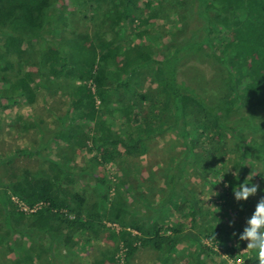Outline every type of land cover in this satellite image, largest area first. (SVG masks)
Instances as JSON below:
<instances>
[{"label": "trees", "instance_id": "obj_1", "mask_svg": "<svg viewBox=\"0 0 264 264\" xmlns=\"http://www.w3.org/2000/svg\"><path fill=\"white\" fill-rule=\"evenodd\" d=\"M175 1L0 0V109L21 100L30 108L40 100L48 107L51 121H56L53 127L43 126L37 116L43 123L38 126V143L0 154V249L7 246L16 253L13 264H32L30 251H39L41 241L42 250L53 252L67 249L83 233L95 239L103 235L101 240L108 244L92 264H120L115 257L120 249L129 264L141 248L163 254L180 246L186 237L199 252L211 254L210 247L201 244L203 236L218 242L229 255L244 251L241 264H258L255 252L245 247L247 241L237 240L239 233L220 236V228L225 227L222 222H218L220 228L197 235L186 234L182 224L186 217L195 221L202 213L194 194L199 186L196 180L211 185L227 201L232 185L242 179L233 180V168L242 173L243 165L253 158L264 164V121L255 122V115L248 113L264 108V0ZM129 15L131 21H138L131 38L146 39L141 47L125 45L115 32L128 26ZM152 21H162L171 30L175 27L177 33L170 32L171 38L162 44ZM83 24L99 31L89 32ZM128 35L126 31L123 37ZM201 52L217 63L219 73L222 70L221 89L210 101L202 94L201 84L200 92L182 76L184 62ZM62 95L66 101L58 110L44 103L54 98L57 103V96ZM62 105H66L64 112ZM240 113L233 123L227 122L229 115ZM31 127L21 124L18 132ZM247 129L252 137L243 138L239 131ZM166 132L176 133L185 151L180 159H169L167 172L160 178L150 173L144 180L150 190L161 186L163 196L156 203L158 194L148 199V189L145 196L136 195L133 175L131 183L122 164L123 158L139 155L145 143ZM257 134L261 136L258 141ZM230 138L237 142L228 148ZM77 156L85 159L86 171L74 168ZM20 157L35 159L36 168H10ZM116 158L123 167H119L122 173L113 188L122 195L130 194L132 188L130 198L138 201L132 210L126 199L110 196L111 180L99 175L100 167L117 166ZM230 166L228 174L224 173ZM84 176L96 184L93 201L84 188L72 187ZM254 179L258 191L264 189V171ZM13 197L40 208L27 215ZM221 207L231 210L236 219H246L255 206L247 199L244 204L224 202ZM164 212L169 214L167 219L180 212L181 222L176 219L169 226L166 218L158 220ZM103 218L119 224L120 230L99 231L105 229ZM128 227L138 235L132 240ZM28 236L32 238L25 242ZM0 264H5L1 258Z\"/></svg>", "mask_w": 264, "mask_h": 264}, {"label": "rangeland", "instance_id": "obj_2", "mask_svg": "<svg viewBox=\"0 0 264 264\" xmlns=\"http://www.w3.org/2000/svg\"><path fill=\"white\" fill-rule=\"evenodd\" d=\"M175 1V0H173ZM176 2V1H175ZM64 6H68L66 3H64ZM72 5H70L69 10H73ZM67 7H65V10ZM132 17L128 16L127 21V27L120 26L115 30L117 35L119 37H122L123 42L125 45H129L133 43L134 45H137L138 47L143 46V43L146 39L145 38H139V40L136 38V41H134L130 35L135 34L136 32V26L138 25V21H131ZM82 27L90 32L91 29L94 31H99V29L95 26H89L83 24ZM152 29L159 32V42L162 44H166L168 42V38H171L170 32L177 33V28H172L163 23L162 21L159 23H156L152 21ZM96 29V30H95ZM105 31L108 30L106 27L104 29ZM81 31V29H80ZM127 31L129 34L126 38L123 37L124 33ZM124 32V33H123ZM132 39V40H131ZM157 40V39H156ZM156 44V42L154 43ZM50 45V44H49ZM158 46V45H157ZM156 46V47H157ZM160 46V45H159ZM35 47V46H34ZM36 48V47H35ZM215 61L212 60L207 52H201L198 56H193L189 59H187L184 62L182 75L186 82L196 89H199L198 83L201 84L200 87L204 88V96L210 101V96L213 94L218 93V88L221 89L222 81L220 80L222 77V70L221 73L218 72V66H215ZM32 77L35 81H37V77L34 76L32 73ZM192 78V81H189V79ZM1 82H3V79L0 77ZM79 84V83H78ZM206 86V87H204ZM88 87L91 89L93 88V85L90 84ZM92 92V89H91ZM201 92V91H200ZM93 93V92H92ZM94 94V93H93ZM58 102L54 103L57 98H54L49 102L50 100H46L47 102L44 103L46 105H50L52 109L58 110L59 104L62 101H66L65 96H57ZM22 101V100H21ZM19 103L13 107H3L0 109V154L5 153L8 150L12 149H30L33 146H35L38 143V126L43 125L41 122H38L39 117L43 119L44 125L49 127L51 124H55V120L51 121L52 116L48 117V107L46 108L44 105H42L41 101L39 100L38 103H36L37 106H32L30 108L26 107L23 103ZM96 106L99 105V99L95 97ZM18 102V101H17ZM23 102V101H22ZM49 102V103H48ZM60 108H62L61 111L66 110V105H62ZM49 109H51L49 107ZM48 112V113H47ZM62 112V113H63ZM248 113H251L255 115V122H263L264 121V108L263 106H259L254 108L251 111H248ZM44 114V115H43ZM243 113H240L238 115H229V117L226 118L227 122L233 123L239 116H241ZM12 126L11 124H13ZM32 125L31 129L25 132L19 133L18 131H21L20 125ZM44 131L47 130V128L43 129ZM251 130L247 129L246 131H239L240 134H242V137H252ZM247 135V136H246ZM239 136V135H238ZM256 140L258 141L261 139L260 134H257ZM237 142V139L230 138L229 141L226 142V145L228 148L231 147V145L235 144ZM151 148H149L150 146ZM145 143V148L142 149L141 152H139V155L135 157H128L127 159L123 158L125 161V164H122L125 166V169L127 171V178L132 183V175H133V182L137 185H134V188L137 192L136 195H146V190L148 189V184L145 183L144 180L149 176L150 173H153L157 178H160L164 173L167 172V165L169 164V159L173 156L175 157H182L184 155V143L182 139L175 133V134H168L167 132L164 134H161L157 137V140L151 141L149 143ZM76 153H79V151H76ZM248 156L250 154L248 153ZM90 157V156H89ZM87 157V158H89ZM174 157V158H175ZM250 158V157H249ZM119 159H115V163L112 165H105L99 168V175L100 178H104L105 180H111V188L109 189V194L112 198H116L115 200H119L121 198L126 199V204L130 210L134 208V206L138 205V201L132 200L130 198V195H132V188L129 189L131 192L127 195H122L117 193L114 190V184L118 183L119 179V167H123L119 165ZM178 159V160H179ZM251 160V159H250ZM76 165L74 168H79L81 171H86L87 165L84 163L82 164L81 157L77 156L74 162ZM231 164V162H230ZM37 166V163L35 162V159H27V158H19L17 161H15L14 164L10 166V168L17 167L18 169H22L23 167H29L31 169H35ZM132 166L134 168V171L132 172ZM245 170L244 172H238L239 178L248 182L251 178V182H254V176L260 172V170L264 171V164H262V161L253 158V160L250 161L248 164L243 165ZM231 168V166H230ZM229 169V167L224 168V172ZM236 168H233V171H235ZM122 173V172H120ZM228 174V171L225 172ZM241 176V177H240ZM241 179V181H243ZM163 181V180H162ZM214 181V180H213ZM199 186L198 190L194 193L196 198H198V203L201 204V216L197 217L194 220L190 219V217H186L183 221L184 224H182V227L184 228V231H186V234L191 232L192 234H200L203 233L204 230L207 229H217L220 228V223L225 226L224 228H220L219 234L220 236H223L226 238V232L229 233H239L242 230V227L244 226V221L246 220L245 217H239V219L234 218V213L232 214L231 210L227 212L226 210H223L221 206L224 205V202H227V205L235 206L239 204H244L243 202H234L232 195L230 196L227 201H224L220 198L218 195V191H216L211 185L204 183L202 180L198 179L195 181ZM155 183V181H153ZM150 185V184H149ZM73 189H79L84 188V192L86 193V197L93 201L96 199V195L94 193L96 184L93 183V180L89 176L81 177V179L78 178L76 184L72 186ZM107 184L105 183L103 185V190H106ZM161 186L158 185L155 187V190L148 189V196L147 198L150 199L151 195H157L155 202L157 203L160 198L163 196L160 192ZM264 195V193L258 191L256 196L249 197L248 199L251 201V205L255 206L259 196ZM142 200V198H141ZM13 201V200H12ZM14 202H16V199H14ZM20 208L22 207L21 204ZM155 205V204H154ZM209 208V210H208ZM22 212V210L20 209ZM175 211V210H174ZM37 212V211H36ZM35 212V213H36ZM225 213V215H223ZM27 215H32L30 211L28 213H25ZM171 218L167 219L169 214L164 212V214H161L158 218V220L162 217L166 218L165 221H168V225L170 226L173 224L176 219H178L177 222H181V215L180 212L178 213H171ZM189 213L186 212V216ZM231 216V217H230ZM131 216L127 217V220H131ZM102 224L105 226V229H99V231H107L108 230H120V225L117 223L109 222L107 218L102 219ZM219 225V226H218ZM228 226V227H226ZM130 232V238H134V236H138L135 231L132 230L131 227H128L127 231ZM90 235V236H89ZM166 235H169V232L166 233ZM190 236V235H189ZM103 235H100L99 239H95L91 234L83 233L77 237V239L72 242L71 245L67 249H56L53 252H48L46 250H42L41 246L43 245V241L40 243V249L30 251V254H32L33 263L32 264H92L95 260H98L101 258V252H103L108 244L107 241L101 240L103 239ZM32 236H28L24 239V241L28 242L30 241ZM235 242V241H233ZM36 243V240H35ZM191 243L190 238L186 237L184 239V242L180 246H174L171 247V251H165L163 254H160L158 251L141 248L138 250V253L135 254L132 259L129 261V264H241L242 257L241 254L244 253H232V255L227 254V252L223 251L218 246V242L208 238L207 236H203L201 239V244L207 247H210V250H212L210 253H201L199 252V249ZM192 245V247H191ZM124 249V248H123ZM122 249V250H123ZM213 252V253H212ZM235 255V256H234ZM125 252L121 249L118 251L115 257H117V262H120V264H126L125 260ZM166 256L167 258H165ZM0 258L2 259L5 264H13L16 260V253L12 252L11 249L9 250L7 246L0 249ZM18 259V258H17ZM167 259V261H165ZM105 264H108L105 263Z\"/></svg>", "mask_w": 264, "mask_h": 264}, {"label": "clouds", "instance_id": "obj_3", "mask_svg": "<svg viewBox=\"0 0 264 264\" xmlns=\"http://www.w3.org/2000/svg\"><path fill=\"white\" fill-rule=\"evenodd\" d=\"M238 172L239 168L235 169V171L231 173L234 181L239 180ZM224 173H222L219 177V182L223 179ZM224 187H228L227 181H225ZM258 188L259 185L252 183L251 178L248 182H244L243 180L239 183H234L231 187L233 201L239 203L246 201L249 197L256 196ZM260 191L264 192V189H260ZM237 240L247 241L245 247L249 250V252H255L258 264H264V195L259 196L254 210L244 221V226L239 232Z\"/></svg>", "mask_w": 264, "mask_h": 264}, {"label": "built area", "instance_id": "obj_4", "mask_svg": "<svg viewBox=\"0 0 264 264\" xmlns=\"http://www.w3.org/2000/svg\"><path fill=\"white\" fill-rule=\"evenodd\" d=\"M91 89H92V92L94 93L95 88L93 87V88H91ZM14 199H16V198L13 197L12 200L14 201ZM15 203H17L18 205L21 204V206H22V207H21V210H22L23 212H25V213H28V211H30L31 214H32V213H35V212L40 208L39 205H37V206H33V207H28V206H26V205L20 203L17 199H16V202H15ZM19 206H20V205H19Z\"/></svg>", "mask_w": 264, "mask_h": 264}, {"label": "crops", "instance_id": "obj_5", "mask_svg": "<svg viewBox=\"0 0 264 264\" xmlns=\"http://www.w3.org/2000/svg\"><path fill=\"white\" fill-rule=\"evenodd\" d=\"M49 127H53L52 125H49ZM81 157V156H80ZM82 164L85 163V159L81 157Z\"/></svg>", "mask_w": 264, "mask_h": 264}]
</instances>
